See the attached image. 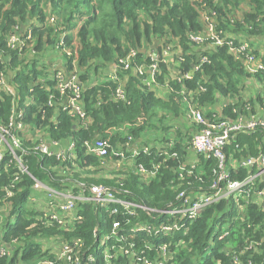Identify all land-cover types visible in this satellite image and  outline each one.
<instances>
[{"label":"trees","instance_id":"obj_1","mask_svg":"<svg viewBox=\"0 0 264 264\" xmlns=\"http://www.w3.org/2000/svg\"><path fill=\"white\" fill-rule=\"evenodd\" d=\"M209 10L215 13L216 27L225 36L249 40L264 31V0H0V68L11 72L18 88L16 102L24 109L27 124L41 128L53 141L73 140L76 168L70 170L72 179L125 190L127 193L120 195L154 209L180 206L182 202L176 198L179 191L210 193L217 161L211 155L190 157L186 146L189 130L195 126L191 123L190 129H182L187 109L184 98L202 109L206 118L234 119L237 106L251 112L264 109V71L250 74L226 46L211 47L209 41L197 44L190 39L189 35L203 31L202 15ZM49 16L54 17L53 23ZM17 24L21 25L25 44L10 48L6 39ZM28 30L30 38H26ZM61 37L63 50L70 49L68 56L56 48ZM143 48L146 50L141 52ZM163 48H168L173 61L156 60L155 82L149 86L143 80L145 73L137 74L133 67L121 69L118 75L126 100L115 99L118 83L109 79L110 65L130 49L137 51L136 64L149 63V52L161 54ZM51 49L61 57L67 73H76L81 82L90 84L81 93L83 119L68 114L61 106L47 104L50 94L57 98L59 93L50 77L51 70H44L45 77L36 65ZM199 55H206L208 60L192 72L191 78L184 77ZM179 73L182 78H175ZM41 76L46 83L34 85ZM251 79L258 80L259 90L255 97L242 100L241 89ZM12 101L0 90L3 126ZM220 101L223 105L217 112L214 108ZM128 135L145 145L172 139L175 143L170 152L177 156L166 157L151 149L149 153L140 152L131 165L115 167L107 163V158L101 160L87 151L86 143L99 138L118 148ZM21 137L28 172L19 171L5 149L0 163V211L4 213L0 216V264H30L50 256L48 243L57 236H82L90 246L95 227L100 233L112 220L125 223L128 216L111 215L90 203L80 205L83 220L70 231L39 221L40 210L31 201L37 192L30 175L58 188L64 182L53 178L64 175L58 170L60 161L55 155L32 153L33 138ZM263 138L264 128L236 133L225 146L227 162L264 153ZM138 163L147 168L160 163V167L154 176L145 179L133 167ZM66 164L72 165L70 161ZM181 165L184 171L180 177ZM62 170L69 175L66 168ZM228 171L232 180L247 175L243 166ZM257 184L263 187L264 181ZM6 187L14 190L12 196H7ZM140 220L157 225L174 218L139 212ZM145 236V232L139 233L134 240L142 244ZM166 239L170 241L172 264H264V207L254 195L239 196L238 200L224 198L206 205L182 232Z\"/></svg>","mask_w":264,"mask_h":264},{"label":"built area","instance_id":"obj_2","mask_svg":"<svg viewBox=\"0 0 264 264\" xmlns=\"http://www.w3.org/2000/svg\"><path fill=\"white\" fill-rule=\"evenodd\" d=\"M213 17H215V13L211 10L203 13V31L189 35L190 39L197 44H204V42L209 41L211 47L226 46L228 52L235 59L241 61L246 72L250 74L263 72L264 49L261 54L247 38L236 40L223 35V32L217 29ZM49 21L53 23L54 17L49 16ZM20 29L21 25L17 24L8 34L6 39L8 47H22L25 44V38L21 35ZM30 37L31 33L29 31L26 38ZM63 43L64 40L61 37L57 46L62 49L61 52H65L68 56L70 55V49L65 48L63 50ZM136 53L135 49H130L124 57L119 58L117 62L110 65L111 68L109 67V79L118 83L113 93L115 99L126 100L125 92L121 88L122 82L118 75L119 70L133 67L137 74L144 72L145 77L143 80L150 86L155 82L156 60L162 58V61L165 62L173 61L168 48H163L161 54L149 52L151 56L149 63L136 64ZM1 60L2 52L0 50ZM207 60L206 55L197 56L191 70L183 76L191 78L192 72L197 71L201 64ZM64 68L62 62H56L51 69L50 77H53L54 87L59 95L55 98L53 94H50L47 104L54 107L61 106L68 114L83 119L85 112L82 107L81 93L90 84L87 82L84 84L79 80L76 73H67ZM10 74L11 72H5L0 68V90L13 99L5 126L0 123V163L2 151L5 149V153H10L16 161L18 170L27 173L28 171L23 163V156L26 151L22 147L21 136L32 137L34 144L31 148L32 153L55 155L56 159L60 161L58 170L60 174L64 175L59 179L52 177L53 180L64 182L60 188L48 185L30 175L33 180L32 187L37 192V195L31 197V201L35 209L40 210V216L37 219L46 225L57 226L65 231H70L74 225L82 222L83 214L80 212L82 210L80 205L84 203H90L95 208H101L111 215L128 216L124 224L120 220H112L109 227L100 233H98L99 228L95 227L93 230L95 239L90 246H87L82 236H57L48 243L50 256L37 259L30 264H172L173 255L169 247L170 241L166 239L167 236L182 232L184 227L193 221L206 205L224 198L234 197L238 200L239 196L249 197L254 195L261 206L264 207V186L258 187L257 184V182L264 181V153L260 152L256 157H248L238 161L230 159L228 162L225 153V146L230 143L231 138L236 133H249L257 128H264L263 108H260V111L251 112L250 109L245 110L241 106H237L235 108L237 115L234 119L206 118L202 109L186 100V116L195 126L187 141L186 149L195 155H211L214 157L217 161L215 178L211 183L210 193L197 191L185 194L184 191H179L176 198L182 202L180 206L154 209L120 195L121 192L127 193L125 190L103 184H86L79 179H72L71 171L76 168L73 140L68 138L62 142L53 141L47 138L41 128L32 127L24 121V109L19 107L16 102L18 88ZM42 75L46 77L45 72H42ZM43 78L41 76L33 84H45ZM175 78L181 79L182 74L179 73ZM261 84L264 86V76ZM199 88L204 89L202 86ZM154 143L153 145H145L128 135L123 142L118 144V148H113L107 140L100 138L86 143V148L88 152L96 155L101 160L107 158V163L111 166L115 165V167H120L124 163H130L131 165L140 152L149 153L151 149L164 154L166 157L177 156L176 152H170V148L174 146V140ZM18 150H20V153H18ZM112 155L115 156V159L112 158ZM69 161L72 163L70 167L66 164ZM238 166L245 167L247 175L240 180L230 179L228 169L230 167L237 169ZM133 167L136 168L138 174L148 179L157 173L160 163H152L151 168L145 167L143 163L134 164ZM62 168H66L69 175H65ZM179 169L181 177L182 171H184L183 165ZM190 172L191 169L187 170L188 174ZM17 178V175L13 178L11 187L14 186ZM6 194L10 197L14 194V190L6 187ZM139 212L148 215L152 213L170 215L174 218V221L160 222L157 225L153 221H138ZM131 218L134 219L133 222ZM156 218L157 216L153 219ZM143 232L147 235L143 239V243H136L135 237ZM2 252L4 253V251ZM5 254H9V252L5 250Z\"/></svg>","mask_w":264,"mask_h":264},{"label":"crops","instance_id":"obj_3","mask_svg":"<svg viewBox=\"0 0 264 264\" xmlns=\"http://www.w3.org/2000/svg\"><path fill=\"white\" fill-rule=\"evenodd\" d=\"M249 41L252 44V46L254 48H256L262 54V50L264 49V31H262L261 33L255 35V36H251L249 38ZM151 47H153V46H151ZM58 57L60 58V61H56V62H61L62 61L61 60V57L60 56H58ZM108 74H109V69H108ZM247 83L248 84H246L241 89L240 97H241L242 100H246L248 98L255 97L254 94L259 90V87H260V83L256 79L255 80L254 79H251ZM228 99H232V98L231 97H228ZM184 101L186 103V99L185 98H184ZM221 105H223V101H220V103H218L215 106L214 109L217 112L220 111V106ZM186 111H187V109H186ZM186 111H184V118H183V122L185 123V125L182 126V129H186V126H190L188 129L191 128V122L188 120V117L186 116ZM256 111H260V108H256ZM193 130H194V128H193ZM193 130L190 129L189 132L192 133ZM184 141L185 140H183L182 142H184Z\"/></svg>","mask_w":264,"mask_h":264},{"label":"rangeland","instance_id":"obj_4","mask_svg":"<svg viewBox=\"0 0 264 264\" xmlns=\"http://www.w3.org/2000/svg\"><path fill=\"white\" fill-rule=\"evenodd\" d=\"M20 33H21V29H20ZM62 42V41H61ZM151 46H155L154 44H152ZM58 51H62L61 48H59L58 46H56ZM41 57V56H40ZM56 61H60V58L57 55H54L52 49L45 52V56L41 58V60H39L38 64L36 65V67L39 70H44L45 69H52L54 67V65L56 64ZM190 157H195V154L193 152H189ZM7 207V206H6ZM5 207V218L8 215V210ZM1 214H4L3 211H0V216ZM12 222V219H11ZM1 224V223H0Z\"/></svg>","mask_w":264,"mask_h":264},{"label":"water","instance_id":"obj_5","mask_svg":"<svg viewBox=\"0 0 264 264\" xmlns=\"http://www.w3.org/2000/svg\"><path fill=\"white\" fill-rule=\"evenodd\" d=\"M144 51H145V49H142V50H141V52H144Z\"/></svg>","mask_w":264,"mask_h":264}]
</instances>
